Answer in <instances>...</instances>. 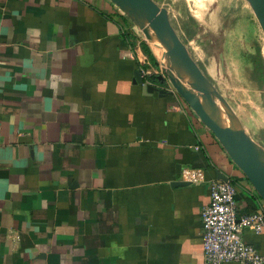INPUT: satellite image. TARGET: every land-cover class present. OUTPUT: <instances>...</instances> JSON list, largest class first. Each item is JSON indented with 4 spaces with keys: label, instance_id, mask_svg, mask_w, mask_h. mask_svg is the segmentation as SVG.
<instances>
[{
    "label": "crops",
    "instance_id": "crops-1",
    "mask_svg": "<svg viewBox=\"0 0 264 264\" xmlns=\"http://www.w3.org/2000/svg\"><path fill=\"white\" fill-rule=\"evenodd\" d=\"M141 40L108 0H0V264H205L210 183L260 207L188 106L144 90L165 82H137Z\"/></svg>",
    "mask_w": 264,
    "mask_h": 264
},
{
    "label": "rangeland",
    "instance_id": "rangeland-1",
    "mask_svg": "<svg viewBox=\"0 0 264 264\" xmlns=\"http://www.w3.org/2000/svg\"><path fill=\"white\" fill-rule=\"evenodd\" d=\"M153 1L169 11L191 57L264 147V34L250 5L246 0Z\"/></svg>",
    "mask_w": 264,
    "mask_h": 264
},
{
    "label": "water",
    "instance_id": "water-1",
    "mask_svg": "<svg viewBox=\"0 0 264 264\" xmlns=\"http://www.w3.org/2000/svg\"><path fill=\"white\" fill-rule=\"evenodd\" d=\"M108 1L124 13L146 38L144 43L163 73L158 80L161 83L167 81L173 87L190 111L217 139L264 203V164L255 149L258 143L246 132L228 101L191 57L172 26L169 11L153 0ZM246 2L264 34V0ZM136 80L145 84L140 72ZM144 90L148 94L156 93L159 97L172 96L170 92L154 85L145 84ZM221 180L228 181L224 177Z\"/></svg>",
    "mask_w": 264,
    "mask_h": 264
},
{
    "label": "built area",
    "instance_id": "built-area-1",
    "mask_svg": "<svg viewBox=\"0 0 264 264\" xmlns=\"http://www.w3.org/2000/svg\"><path fill=\"white\" fill-rule=\"evenodd\" d=\"M133 55L139 60L144 82L154 76L157 80L163 76L158 66L150 65L144 52L135 50ZM160 87L181 100L167 81ZM249 188L250 194L260 201V207L253 214L239 216L236 185L232 181L210 183V202L201 213L205 264H264V256L243 238L245 231L256 235L264 231V203L251 185Z\"/></svg>",
    "mask_w": 264,
    "mask_h": 264
},
{
    "label": "bare ground",
    "instance_id": "bare-ground-1",
    "mask_svg": "<svg viewBox=\"0 0 264 264\" xmlns=\"http://www.w3.org/2000/svg\"><path fill=\"white\" fill-rule=\"evenodd\" d=\"M256 152L261 160V162L264 164V148L260 145L256 144L255 146Z\"/></svg>",
    "mask_w": 264,
    "mask_h": 264
},
{
    "label": "trees",
    "instance_id": "trees-1",
    "mask_svg": "<svg viewBox=\"0 0 264 264\" xmlns=\"http://www.w3.org/2000/svg\"><path fill=\"white\" fill-rule=\"evenodd\" d=\"M144 48H145V50H147L148 53H149V50H148V48H147L146 45L144 46ZM149 55H150V53H149ZM151 59H152L153 63L155 64V66L157 67V63H156V61L153 59V57H151Z\"/></svg>",
    "mask_w": 264,
    "mask_h": 264
}]
</instances>
